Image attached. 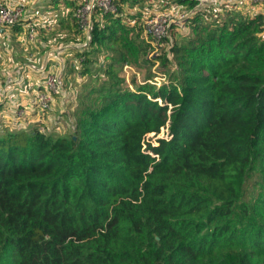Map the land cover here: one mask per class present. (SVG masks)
<instances>
[{"label":"trees","instance_id":"16d2710c","mask_svg":"<svg viewBox=\"0 0 264 264\" xmlns=\"http://www.w3.org/2000/svg\"><path fill=\"white\" fill-rule=\"evenodd\" d=\"M126 1L95 9L77 52L82 73L97 52L106 64L74 131L0 133V264H264V182H250L264 177V13L205 23L196 9L171 57L149 59ZM77 5L57 26L75 44ZM140 58L167 81L125 85L116 64Z\"/></svg>","mask_w":264,"mask_h":264},{"label":"rangeland","instance_id":"374dc122","mask_svg":"<svg viewBox=\"0 0 264 264\" xmlns=\"http://www.w3.org/2000/svg\"><path fill=\"white\" fill-rule=\"evenodd\" d=\"M81 1L82 0H76L77 3ZM115 1L117 2L118 0ZM171 2L173 1L127 0L120 6L123 15L127 18L131 17L132 14H141H139V21L143 29L142 34L150 45L147 52V57L149 59L165 51L169 57H171V53L169 52L171 44L176 39L191 34L192 19L196 15V9L190 10V8L186 7L179 13L170 12L169 8L170 4H172ZM30 6L31 4L27 2L25 7L26 11ZM233 12L244 17H252L257 12L264 13V4H256L251 0H236L224 4L208 6L205 7L204 10H199V13H201L200 19L205 23H211L216 18L220 22L226 14ZM27 14L28 13H25V16H27ZM162 17H167L170 22L169 32L166 40L155 42L148 32L149 30H145V25L150 19H158V23H160ZM27 21L28 20L22 19L19 23L21 24ZM30 21L34 23L36 27L34 40H30L27 36L25 26L20 31L14 32L10 28H7L4 33H0V73L18 79V71L24 64L40 66L45 58L46 61L53 64L55 67L57 66L58 71L61 70L64 80L63 93L55 97L51 109L48 111L34 110L35 107L32 103L34 87L26 83V87L19 89L15 97V99L19 101L17 105L21 108L16 110L18 114L15 116L13 110L10 108L5 111L6 113H0V133L2 131L21 129L23 127L38 126L47 133L69 135L74 131L76 122V96L86 83L95 81L98 75L103 74L106 59H104L101 52L95 53L96 58L92 66H90L91 74L82 73L83 66L81 57L78 56L77 52L87 43H83L87 37L86 33L82 30L83 38L78 40V33L74 32L72 36V33H68L66 30H61L55 26V22V24L50 23L49 27V22L46 24L47 22H44V20L40 21L38 18L35 20V17ZM41 23L43 24L41 25ZM73 37L78 38L76 44L75 42H70V40L64 41V39ZM149 61L151 62L152 60ZM175 68L176 66L172 67V69ZM116 69L120 79L130 88H134L136 84H144L146 82L159 86L164 81H167L166 76L161 72V64H159L157 59L153 60V64L143 62L142 58H140L138 63H134L133 61H129L128 63H117ZM32 76L34 82L38 80V78L35 79L34 75L30 76L31 79ZM0 78L2 79V77ZM27 106H30V109H26ZM159 137H170L168 127L161 128L157 135L153 133L147 134V139L151 140L153 143H156ZM255 180L264 182V177L255 174L250 179V182H254ZM248 189H254L252 183L248 185Z\"/></svg>","mask_w":264,"mask_h":264},{"label":"built area","instance_id":"2783aa9c","mask_svg":"<svg viewBox=\"0 0 264 264\" xmlns=\"http://www.w3.org/2000/svg\"><path fill=\"white\" fill-rule=\"evenodd\" d=\"M169 11L179 13L182 9L186 8V3L193 1L195 3L193 9L204 10L205 7L224 4L227 2H233L236 0H172ZM256 4H264V0H251ZM26 4L23 0H0V33L4 29L13 27L24 19L26 13ZM95 9H100L103 12H114L116 10L114 0H82L78 3L74 15L79 27L86 33V39H89L90 30L92 27V18ZM190 10H192L190 8ZM168 11V12H169ZM166 12V13H168ZM181 17V15H180ZM25 25L27 36L30 40H34L36 27L34 23H31L28 19ZM170 22L167 17H162L160 23L158 19H150L146 22L145 30L151 34L152 39L155 42L160 41L162 38L168 35ZM48 61H45L43 65L34 66L24 64L18 71V79L10 75L0 73V107L2 110L8 108L13 110V113L18 114L16 110L21 109L17 105L19 101L15 99L19 86H23L26 83L31 84L34 87L33 106L34 110L48 111L51 109L52 103L58 95L63 93L64 80L61 70L58 71V67ZM31 75H34L35 79ZM21 103V102H20ZM25 105V104H23ZM17 108V109H16ZM30 109L27 106L26 109Z\"/></svg>","mask_w":264,"mask_h":264},{"label":"crops","instance_id":"0c3cea01","mask_svg":"<svg viewBox=\"0 0 264 264\" xmlns=\"http://www.w3.org/2000/svg\"><path fill=\"white\" fill-rule=\"evenodd\" d=\"M23 1H25L26 4H27V2L29 4H31L30 8L27 9V11H26V13H28V14L24 19L25 20H28V19L31 20L32 18L35 17V20H37V18L40 21L44 20V22H47L46 24H48V22H49V24H48L49 27H50V23H53V24L56 23L55 26L59 27V22L65 21V17H66L65 14L70 9V7L68 6V2L70 0H23ZM26 24H27V22H25V23L22 22L21 28L23 29V27ZM42 24L43 23H41V25ZM55 26H54V28H55ZM45 61H46V59L44 58L41 65H43L45 63ZM29 86H30V84H29ZM25 87L26 86L23 85V86H20V88H18V89L25 88ZM1 108H3V107H0V113L6 111V109L2 110Z\"/></svg>","mask_w":264,"mask_h":264}]
</instances>
